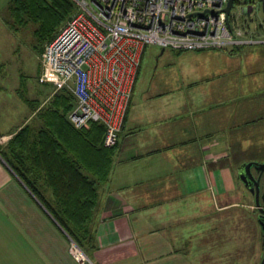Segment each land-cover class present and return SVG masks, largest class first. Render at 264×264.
<instances>
[{
	"label": "crops",
	"instance_id": "0c3cea01",
	"mask_svg": "<svg viewBox=\"0 0 264 264\" xmlns=\"http://www.w3.org/2000/svg\"><path fill=\"white\" fill-rule=\"evenodd\" d=\"M17 22L11 0H0V145L32 123L58 134L67 150L75 149L71 127L61 117L60 91L43 80L38 83L47 88L44 98L30 96L26 75L4 56ZM202 50L221 49L180 52ZM139 71L140 66L109 179L98 189L91 258L97 264H257L262 248L253 196L236 187L224 161L228 154L216 150V118L205 113L210 103L202 108L210 94L139 88ZM241 130L231 126L228 132L242 138ZM250 133L258 138L255 129ZM68 248L66 233L0 157V264H78Z\"/></svg>",
	"mask_w": 264,
	"mask_h": 264
},
{
	"label": "built area",
	"instance_id": "2783aa9c",
	"mask_svg": "<svg viewBox=\"0 0 264 264\" xmlns=\"http://www.w3.org/2000/svg\"><path fill=\"white\" fill-rule=\"evenodd\" d=\"M72 1L74 12L41 53V78L73 94L67 117L74 127L104 126L105 147L118 140L146 45L186 51L264 43V32L239 14L225 17L227 0ZM233 5L250 20L260 8L259 0ZM68 252L78 264H96L72 240Z\"/></svg>",
	"mask_w": 264,
	"mask_h": 264
},
{
	"label": "rangeland",
	"instance_id": "374dc122",
	"mask_svg": "<svg viewBox=\"0 0 264 264\" xmlns=\"http://www.w3.org/2000/svg\"><path fill=\"white\" fill-rule=\"evenodd\" d=\"M230 13L239 14L240 22H246L250 27L253 25L264 32L260 8L251 20L240 14L237 5L230 8ZM52 21L49 19L41 27L42 21L24 17L16 23V35L10 36V51L7 53L5 50L4 53V56L8 55L11 68L16 72L19 69L26 75L29 95L41 100L47 88L38 83L43 81L39 55ZM223 50L226 49L178 53L171 48L162 50L156 44H148L140 64L138 87H151L152 92L176 95L210 94L211 99L205 101L202 108L211 104L204 109L205 113L211 112L216 118V150H223L228 154L224 161L226 160L227 168L235 177L237 166L242 161L264 159V43L241 45L239 49H235L238 50L235 54H227ZM248 70H252V73L249 74ZM210 72L211 76L208 75ZM203 75L206 77L202 78ZM185 105L186 109H193V105H188V102ZM248 119V123L242 124L243 120ZM231 126L234 130L242 128L244 136L231 138L228 132ZM251 129L259 133L258 138L250 133ZM235 182L237 188H244L238 179L235 178ZM70 242L69 239V244ZM91 260L94 261L92 258Z\"/></svg>",
	"mask_w": 264,
	"mask_h": 264
},
{
	"label": "trees",
	"instance_id": "16d2710c",
	"mask_svg": "<svg viewBox=\"0 0 264 264\" xmlns=\"http://www.w3.org/2000/svg\"><path fill=\"white\" fill-rule=\"evenodd\" d=\"M11 6L18 21L31 17L33 21H42L41 27L49 19L54 21L43 40L41 51L75 10L72 0H11ZM234 48L239 49L240 46ZM56 90L60 91L57 97L65 104L61 117L67 118L71 127L75 149L67 150L59 135L49 128H36L29 123L15 133L5 147L0 145V157L47 209L68 238L91 258L96 248L94 218L98 189L109 179L112 151L116 144L103 146L104 126L98 122H90L88 128L74 127L67 116L76 104L75 97L66 87ZM45 113L42 112L43 115ZM86 158L90 162L89 169ZM49 191L52 196L45 195Z\"/></svg>",
	"mask_w": 264,
	"mask_h": 264
},
{
	"label": "water",
	"instance_id": "95a60500",
	"mask_svg": "<svg viewBox=\"0 0 264 264\" xmlns=\"http://www.w3.org/2000/svg\"><path fill=\"white\" fill-rule=\"evenodd\" d=\"M233 1L234 0H227L225 6L223 7L222 11L225 13V17L227 16L230 8L233 6ZM259 2H260L261 13H262V21L264 23V0H259ZM251 167H253L257 171L258 170L262 171L264 169V160L263 161H242L237 166L235 177L241 182L242 186L246 190H248V192L253 196V204L257 211L256 221L260 227V246L263 249L260 259L257 264H264V173H263L262 181L260 182L258 177L255 178L253 176L250 170ZM17 179L20 181L18 177ZM57 225L59 226L58 223ZM63 232L65 233L64 230Z\"/></svg>",
	"mask_w": 264,
	"mask_h": 264
},
{
	"label": "flooded vegetation",
	"instance_id": "af4514ba",
	"mask_svg": "<svg viewBox=\"0 0 264 264\" xmlns=\"http://www.w3.org/2000/svg\"><path fill=\"white\" fill-rule=\"evenodd\" d=\"M250 170H251L253 176L255 178L258 177L259 178V181L261 182L262 181V177H263V173H264V169L262 171H260V170L257 171L253 167H251Z\"/></svg>",
	"mask_w": 264,
	"mask_h": 264
}]
</instances>
